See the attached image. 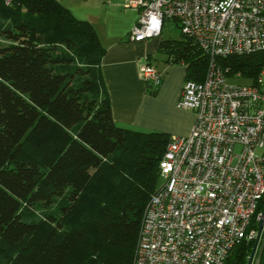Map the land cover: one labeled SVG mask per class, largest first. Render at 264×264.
<instances>
[{"label":"trees","instance_id":"obj_1","mask_svg":"<svg viewBox=\"0 0 264 264\" xmlns=\"http://www.w3.org/2000/svg\"><path fill=\"white\" fill-rule=\"evenodd\" d=\"M0 33L9 41L0 46V264H133L172 136L115 122L105 48L60 1L0 0ZM159 50L188 79L205 78L209 56L194 38L162 37ZM218 62L253 82L264 51ZM67 63L72 71H57ZM56 199L58 214H37ZM263 210L264 197L252 227ZM255 241L238 243L225 264H248Z\"/></svg>","mask_w":264,"mask_h":264},{"label":"built area","instance_id":"obj_2","mask_svg":"<svg viewBox=\"0 0 264 264\" xmlns=\"http://www.w3.org/2000/svg\"><path fill=\"white\" fill-rule=\"evenodd\" d=\"M12 0H6L10 4ZM138 11L130 39L162 35L172 19L208 54L202 81L186 79L181 108L196 114L191 133L172 136L160 160V184L143 213L133 264H225L264 197V69L246 83L218 59L264 51V0H126ZM143 79L162 71L147 61ZM261 219V213L257 220Z\"/></svg>","mask_w":264,"mask_h":264},{"label":"crops","instance_id":"obj_3","mask_svg":"<svg viewBox=\"0 0 264 264\" xmlns=\"http://www.w3.org/2000/svg\"><path fill=\"white\" fill-rule=\"evenodd\" d=\"M58 1L97 31L105 48L100 64L103 85L109 94L115 122L171 136L190 134L196 114L179 106L187 67L184 63L167 62V55L159 50L163 36L143 42L131 40L129 35L137 22L138 11L126 7V0ZM146 56L147 61L150 57L158 63L163 73L157 87H151L141 75L140 65Z\"/></svg>","mask_w":264,"mask_h":264},{"label":"rangeland","instance_id":"obj_4","mask_svg":"<svg viewBox=\"0 0 264 264\" xmlns=\"http://www.w3.org/2000/svg\"><path fill=\"white\" fill-rule=\"evenodd\" d=\"M162 36L165 38H169V37L177 38V39L180 38L181 37V30H180V27H178L177 22L172 20V19L166 20L164 23ZM8 43H9L8 39L0 33V46L4 45V44H8ZM66 65H67L66 67L58 66L57 71H59V72H63V71L67 72L68 70L72 71L71 63H67ZM231 82L246 83L247 80H239V81L231 80ZM58 203H59V199H56L55 202L51 205L39 204L36 207V212L38 215H40L43 218L46 216L47 213L58 214Z\"/></svg>","mask_w":264,"mask_h":264},{"label":"water","instance_id":"obj_5","mask_svg":"<svg viewBox=\"0 0 264 264\" xmlns=\"http://www.w3.org/2000/svg\"><path fill=\"white\" fill-rule=\"evenodd\" d=\"M264 252V210L259 220V234L255 241L253 251L251 253L248 264H262V256ZM256 257V258H255Z\"/></svg>","mask_w":264,"mask_h":264}]
</instances>
